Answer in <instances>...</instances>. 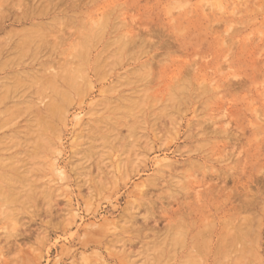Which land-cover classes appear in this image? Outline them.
<instances>
[{"label": "rangeland", "instance_id": "374dc122", "mask_svg": "<svg viewBox=\"0 0 264 264\" xmlns=\"http://www.w3.org/2000/svg\"><path fill=\"white\" fill-rule=\"evenodd\" d=\"M77 1L59 15L63 30L48 33L49 53L0 59V83L10 80L0 86V264H104L110 252V264L130 254L129 264H145L159 258L146 248L159 236L169 240L164 263L178 264L195 234L200 264H264V0ZM7 19V30L23 27ZM0 38L7 46L5 32ZM88 39L92 73L82 56L88 42L80 45ZM101 49L106 61L95 58ZM46 58L59 63L40 67ZM67 59L78 69L62 68ZM61 73L75 76L72 87ZM133 99L143 102L142 118L128 115ZM98 226L95 245L87 234ZM143 227L146 235L135 234ZM117 235L126 239L109 244Z\"/></svg>", "mask_w": 264, "mask_h": 264}, {"label": "bare ground", "instance_id": "6f19581e", "mask_svg": "<svg viewBox=\"0 0 264 264\" xmlns=\"http://www.w3.org/2000/svg\"><path fill=\"white\" fill-rule=\"evenodd\" d=\"M1 1V0H0ZM73 0H2V2H0V10H3L4 8H6L8 11H10V13L8 14V15H5V16H0V18L2 17L3 19V21H0V33L1 32H5L6 33V36L8 37L7 39H6V41H7V46H1L0 45V59H1V57L2 56H8L9 54L11 55V54H13V53H19V54H21V57H23V55L26 53V51L29 53H36L37 55L39 54V55H44V53H46V52H48V50L50 49V48H48L47 46H49L50 47V45H55V44H49L48 45V38H47V36H48V33L50 32V31H53V30H55V29H57V21H61V18H60V16L59 15H61L62 14V16H64V15H67V13L70 11V10H74V9H76V8H78L79 6H80V4H79V1H77V0H74L73 2H72ZM78 2V3H77ZM11 9V10H10ZM12 9H13V11L15 12V13H11V11H12ZM6 11V10H5ZM52 14H54V15H52ZM59 16V17H58ZM75 16V15H74ZM12 17V20H10V23H11V25H17V23H20V24H23V27H20V28H14L13 30H11L10 28H9V30H7L6 29V24H5V20L7 19V18H11ZM64 17H66L67 18V16H64ZM64 17H62V19L64 18ZM71 17V16H70ZM44 18H46V19H44ZM66 18H64V20H66ZM68 19H70V18H68ZM8 20V19H7ZM63 20V21H64ZM104 22V21H103ZM9 23V24H10ZM60 23V22H59ZM63 23V22H62ZM61 23V24H62ZM11 25H10V27H11ZM107 25V24H106ZM108 26V25H107ZM60 27V28H59ZM58 27V31H61V30H63L62 28L63 27H61V26H59ZM120 27V26H119ZM93 29V28H92ZM91 29V30H92ZM89 31V30H88ZM52 33V32H51ZM50 33V34H51ZM59 33V32H58ZM58 33L56 34V35H58ZM63 33V32H62ZM92 34V33H91ZM15 35H19V36H21L20 37V39H24V41H22L21 40V42H20V39L17 41V42H15L14 41V39H13V41L12 40H10L9 41V39H11L10 37H14ZM53 35H55V34H53ZM89 35V34H88ZM93 36H95V37H97L98 35L100 36L101 35V29H100V26H97V28L95 27V29L93 30V34H92ZM91 35V36H92ZM113 35V34H112ZM4 36V35H3ZM10 36V37H9ZM52 36V35H51ZM59 36V35H58ZM86 36V35H85ZM57 37V36H56ZM87 37V36H86ZM83 38L84 40H86L87 38ZM47 38V39H46ZM81 38V37H80ZM99 38V37H98ZM101 38V37H100ZM118 38V37H117ZM149 38V37H148ZM1 39V38H0ZM5 39V37H3L2 38V40H4ZM51 39V38H50ZM63 40V37H62V35H61V38L59 39V40ZM93 39V38H92ZM130 39V38H129ZM134 39V38H133ZM2 40H0V41H2ZM54 40H55V37H54ZM53 39H52V42L54 41ZM58 40V39H57ZM58 40V41H59ZM64 40H65V38H64ZM96 39H94V41H95ZM102 40V39H101ZM131 40H132V37H131ZM12 41V42H11ZM58 41H56V42H58ZM81 41V40H80ZM80 41H75L74 42V47L73 48H75L76 49V52H78V50L80 49L78 46H80V45H84V43H86V42H88V47H83V49H84V51H83V53H82V56H83V54H84V52H85V60L87 59V69L91 72L92 70H93V68L94 69H96V70H98V62H96L95 61V65L96 66H93L94 64H93V62L91 61V60H93L92 59V57H90L91 56V53H92V49H91V47H92V44H91V46H89V39H88V41H83V44H80L79 42ZM92 41V40H91ZM148 41V40H147ZM98 42V41H97ZM108 42V41H107ZM110 42V41H109ZM118 41H115L114 42V44H116ZM138 42H139V40H138ZM150 42V41H149ZM157 42V41H156ZM25 43H27V44H25ZM112 43V42H111ZM142 43H146V41L144 40V39H142V41H141V45H142ZM1 44V43H0ZM3 44H5V42H3ZM78 44V45H77ZM80 44V45H79ZM150 44V43H149ZM124 45H125V48H124V50H128L130 47H132L131 45H132V42H130V41H128V40H125V43H124ZM56 46H58L57 44H56ZM81 46V47H82ZM96 46V45H95ZM105 46V45H104ZM109 46H110V44H109ZM118 46V45H117ZM144 46V45H143ZM52 48H54L53 46H52ZM56 48V47H55ZM54 48V49H55ZM79 48V49H78ZM108 48V47H107ZM106 47H105V50L107 49ZM119 48H120V52L122 51L121 49V46L119 45ZM119 48H118V50H119ZM142 48V47H141ZM146 48V47H145ZM82 49V50H83ZM95 49V48H94ZM53 50V49H52ZM52 50H51V52H52ZM104 50V49H103ZM102 49L99 51V53H97L96 54V56H95V58H97V57H99L100 58V60L101 59H103V58H101L100 56H101V54H102V51H103ZM117 50V49H116ZM147 50V49H146ZM55 51V50H54ZM53 51V52H54ZM94 51V50H93ZM97 51V50H96ZM108 51V50H107ZM107 51H106V53H107ZM23 52H25L23 55H22V53ZM98 52V51H97ZM115 52V51H114ZM27 53V54H28ZM49 53V52H48ZM36 54H35V57H36ZM53 54V53H52ZM79 54V53H78ZM113 54V53H112ZM18 55V54H17ZM32 55V54H31ZM38 55V56H39ZM80 55V54H79ZM98 55V56H97ZM20 56V55H19ZM28 56V55H27ZM76 56V55H75ZM81 56V57H82ZM104 56V55H103ZM110 56V55H109ZM168 56V55H167ZM25 57V56H24ZM33 57V56H32ZM35 57H34V59H35ZM19 58V57H18ZM39 58V57H38ZM48 58V57H47ZM46 58V60L44 61V62H42V63H40V67H42V68H46L47 69V67L49 68V67H51V66H54V63H56L57 61H55V60H51V59H47ZM33 59V60H34ZM35 60H37V59H35ZM84 60V59H83ZM84 60V61H85ZM100 60H99V64L101 63L100 62ZM103 60H105L106 61V59H103ZM7 61V60H6ZM9 61V60H8ZM23 61V60H22ZM28 61V60H27ZM72 59H71V61L69 60V59H67V60H65V61H61L62 63L60 64V66H62V68H64V69H66V70H68V69H73V68H75V66L76 65H74L73 63H72ZM97 61H98V59H97ZM104 61V62H105ZM74 62V61H73ZM76 62V61H75ZM22 63H24V65H26V64H28V63H26L25 64V62H22ZM57 63H59V62H57ZM84 63V62H83ZM107 63V62H106ZM4 64H6L5 62H4ZM32 64V63H31ZM74 65V67H73V65ZM80 64V63H79ZM113 64V63H112ZM146 64V67L148 66L147 65V63H145ZM18 65V64H17ZM34 65V64H33ZM57 65V64H56ZM55 65V66H56ZM59 65V64H58ZM72 65V66H71ZM81 65H83L82 63H81ZM85 65V64H84ZM4 66V65H3ZM20 66V65H19ZM27 66V65H26ZM78 66V65H77ZM77 66H76V68H77ZM140 66V65H139ZM143 66H144V64H143ZM38 67V66H37ZM36 66H35V68H37ZM73 67V68H72ZM82 67V66H81ZM85 67V66H84ZM142 67V66H141ZM53 68V67H52ZM59 68V67H58ZM57 68V69H58ZM136 68V67H135ZM148 68V67H147ZM50 69V68H49ZM78 69V68H77ZM86 69V68H85ZM87 69H86V71H87ZM140 69V68H139ZM18 70V69H17ZM38 70H39V67H38ZM54 70H55V68H54ZM62 70V69H61ZM80 70H82V69H80ZM24 71V70H23ZM28 71V70H27ZM46 71L47 70H45V72L44 73H46ZM53 71V70H52ZM63 71V70H62ZM71 71V70H70ZM85 71V70H84ZM113 71V70H112ZM138 71H140V70H138ZM18 73H20L19 72V70L17 71ZM48 72H49V70H48ZM46 73V75L48 76V74L49 73ZM54 72V74H51V76H49V78H51L52 76H53V79L54 78H56V76H58L60 73H55L56 71H53ZM52 72V73H53ZM58 72H60V70L58 71ZM73 72V71H72ZM77 72V71H76ZM75 72V73H76ZM83 72V71H82ZM82 72H79V74L80 73H82ZM93 72H94V70H93ZM96 72V71H95ZM131 72V71H130ZM129 72V73H130ZM24 73V72H23ZM43 73V74H44ZM51 73V72H50ZM68 73L69 74H71L69 71H68ZM85 73V72H84ZM84 73H82V74H84ZM92 73V72H91ZM132 73H133V71H132ZM146 73H148L147 72V70L144 68L143 69V71L141 72V73H139L138 74V72H137V74H135V76L137 77V75H139V80H141L142 78H143V80H145V77H146ZM10 74V73H9ZM22 74V73H21ZM21 74H20V76H21ZM87 73H85L84 74V76H87L86 75ZM97 74V73H96ZM7 75V74H6ZM50 75V74H49ZM73 75V74H72ZM72 75H66L65 76V74H62L61 73V76H62V78L63 77H65V79H66V81L68 82L65 86H70V87H72V85L74 84L73 82H74V79H76V78H74ZM95 75V74H94ZM132 75H134V74H132ZM132 75H130V76H132ZM47 76H45V77H47ZM83 76V77H84ZM96 76V75H95ZM120 76V75H119ZM122 76V75H121ZM125 75H123V77H124ZM27 77V76H26ZM82 76H81V78H83ZM78 78V77H77ZM86 78V77H85ZM84 78V79H85ZM148 78V77H147ZM5 79V78H4ZM2 79L1 80V83H0V86H2V85H5L6 83H8L10 80H8V79ZM87 79V78H86ZM119 79H121V78H119ZM149 79V78H148ZM180 79V78H179ZM20 80V79H19ZM125 80V79H124ZM124 80H121V81H124ZM138 80V81H139ZM143 80H141V81H143ZM130 81V80H129ZM133 81V80H132ZM137 81V80H136ZM6 82V83H5ZM75 82H77V81H75ZM84 82V81H83ZM186 82V81H185ZM88 83V82H87ZM89 83H91V82H89ZM65 84V83H64ZM92 84V83H91ZM91 84H89L90 86H91ZM124 84H126V83H124ZM187 84V83H186ZM18 85V84H17ZM122 85V84H121ZM182 86V85H181ZM69 87V88H70ZM182 87H184V89L186 90V88H185V86L183 85ZM182 87L180 88V86H179V88H177L176 90H179V91H181V93H182V91L184 90V89H182ZM68 88V89H69ZM111 88H112V86H111ZM65 89V88H64ZM81 89V88H80ZM137 90V89H136ZM184 90V91H185ZM175 91V90H174ZM106 92V91H105ZM136 92V91H135ZM186 92V91H185ZM183 93V95L184 94H186V93ZM134 93V92H133ZM177 93V92H176ZM191 93V92H190ZM135 94V93H134ZM146 94V93H145ZM178 94V93H177ZM179 94H180V92H179ZM188 94V93H187ZM168 95V94H167ZM173 96H175L174 94H172ZM172 95H171V97H170V99L172 100L173 98H172ZM184 96H186V95H184ZM148 97V96H147ZM182 97V96H181ZM191 97V96H190ZM121 98V97H120ZM127 98V97H126ZM175 98V97H174ZM178 98V97H177ZM183 98V97H182ZM128 99V98H127ZM130 99H132V98H130ZM130 99H128V101L130 100ZM141 99V98H140ZM144 99V98H143ZM181 99V98H180ZM184 99V98H183ZM122 100V99H121ZM120 100V101H121ZM177 100H179V99H177ZM176 100V101H177ZM210 100V99H209ZM53 101V100H52ZM155 101H156V99H155ZM121 102H125V101H121ZM157 102V101H156ZM163 102V101H162ZM173 102V101H172ZM179 102H180V100H179ZM52 103V102H51ZM117 103V102H116ZM120 103V102H119ZM119 103H118V105H119ZM127 103V102H126ZM151 103V102H150ZM52 104H55L54 102L52 103ZM156 104L157 103H155V106H156ZM57 105V104H56ZM59 105V104H58ZM62 104H60L59 106L60 107H58V108H60V109H62V107H64L63 105L61 106ZM113 105H115V106H117L116 104H113ZM122 105V104H121ZM152 105H153V103H152ZM49 106H50V104H49ZM53 106V105H52ZM126 106V105H125ZM155 106H153V107H155ZM166 106H168V105H165V107ZM172 106H174V105H172ZM54 107H57V106H54ZM118 107V106H117ZM127 107V111H128V113H131V114H128V115H133V114H135L136 115V117H137V115H138V117H140V113H141V115L144 113V110H143V102H141V101H137V100H132V101H130L129 102V104L126 106ZM163 107H164V105H163ZM16 108V107H15ZM29 108H31V107H29ZM35 108V107H34ZM48 108V107H47ZM65 108V107H64ZM113 108V107H112ZM115 108V107H114ZM113 108V109H114ZM119 108V107H118ZM117 108V109H118ZM149 108V107H148ZM150 108H152L151 107V104H150ZM150 108H149V110H150ZM169 108V107H168ZM33 109V108H32ZM31 109V110H32ZM56 109V108H55ZM158 109H159V107H158ZM162 108H160L159 110H161ZM163 109H166V108H163ZM46 110V109H45ZM37 111V110H36ZM35 111V112H36ZM50 111H52V110H50ZM50 111H46L47 113L49 112L50 113ZM58 111L60 112V110L58 109ZM115 111H118V110H115ZM120 111V110H119ZM121 111H123V110H121ZM151 111V110H150ZM167 111V110H166ZM176 111V110H175ZM113 112H114V110H113ZM157 112H159V111H157ZM34 113V112H33ZM42 113V112H41ZM139 113V114H138ZM150 113V112H149ZM151 113H153V114H155L156 113V111H155V113L153 112V111H151ZM161 112H159L158 114H160ZM164 113V112H163ZM162 113V115H164ZM166 113V112H165ZM32 114V113H31ZM53 114H55V113H53ZM125 114H126V112H125ZM124 114V115H125ZM153 114H149L148 116H151L152 117V115ZM28 115V114H27ZM35 115V113L33 114V116ZM128 115H126V116H128ZM32 116V115H31ZM51 116V115H50ZM116 116H118V115H115V117ZM120 116V115H119ZM134 116V115H133ZM155 116V115H154ZM160 116V115H159ZM37 117V116H36ZM39 117V116H38ZM121 119H125V117L123 116V115H121ZM156 117V116H155ZM158 117V116H157ZM113 118V117H112ZM111 118V119H112ZM140 118H142V117H140ZM108 119V118H107ZM153 119V118H152ZM158 119H159V117H158ZM156 120V119H155ZM155 120H153V121H155ZM111 121V120H110ZM114 121V120H113ZM125 121V120H124ZM144 121V120H143ZM116 122V121H115ZM140 122H142L141 121V119H140ZM94 123V122H93ZM116 123H118V121L116 122ZM144 123V122H143ZM205 123V122H204ZM115 124V123H114ZM151 124V123H150ZM115 125H118V124H115ZM143 125H145V124H140V126H143ZM137 127H138V125H136ZM136 126H135V128H136ZM116 129V128H115ZM138 129H140V127L138 128ZM143 129V128H142ZM136 130H137V128H136ZM135 130V131H136ZM141 130V129H140ZM113 131V130H112ZM230 136V135H229ZM126 143V142H125ZM227 143V142H226ZM193 144V143H192ZM96 145V144H95ZM207 145V144H206ZM143 146V145H142ZM229 148V147H228ZM225 150V149H224ZM231 151V150H230ZM22 159V158H21ZM199 161V160H198ZM16 162V161H15ZM10 163V162H9ZM26 163V162H25ZM33 164V163H32ZM21 167V166H20ZM162 168V167H161ZM4 169V168H3ZM16 170V169H15ZM167 170V169H166ZM159 172H161V171H159ZM216 172V171H215ZM61 174V173H60ZM64 174V173H63ZM62 174V175H63ZM215 174V173H214ZM7 175H9V174H7ZM224 175V174H223ZM4 176H5V174H4ZM9 177V176H8ZM8 177H5V179L7 178L8 179ZM222 177V176H221ZM156 179V178H155ZM154 179V180H155ZM2 180V179H1ZM17 180V179H16ZM150 181H152V179L150 180ZM7 184V183H6ZM26 191V190H25ZM145 192V191H144ZM167 192V191H166ZM13 193V192H12ZM236 193V192H235ZM262 193V192H261ZM26 195V194H25ZM142 195V194H141ZM2 197V196H1ZM255 197V196H254ZM256 198V197H255ZM254 198V199H255ZM147 199V198H146ZM26 203V202H25ZM133 204H135L134 202H132ZM131 203V204H132ZM253 203V202H252ZM62 205V204H61ZM150 205H152V204H150ZM25 206V205H24ZM129 207L131 206L132 207V205H128ZM152 206H154V205H152ZM252 206V205H251ZM242 207V206H241ZM245 207V206H244ZM133 208V207H132ZM181 208V207H180ZM24 209V208H23ZM54 209V208H53ZM157 209V208H156ZM63 210V209H62ZM135 210V209H134ZM237 210V209H236ZM127 213H129V211H131V209L129 208V209H127ZM132 211H133V209H132ZM240 211V210H239ZM246 212V211H245ZM130 215V214H129ZM238 215V214H237ZM240 215V214H239ZM246 215V214H245ZM124 216V215H123ZM130 217L131 218H129V223L128 224H131L132 223V218L133 217H135V215L134 214H131L130 215ZM181 217V216H180ZM239 217V216H238ZM145 217H143V219H144ZM150 218V217H149ZM149 218H147V221L146 220H144V222H148L149 220ZM177 218V217H176ZM175 218V219H176ZM243 218V217H242ZM261 218V217H260ZM136 219V218H135ZM179 219V218H178ZM181 219V218H180ZM252 219V218H251ZM154 220H156V218L154 219ZM133 221H135V220H133ZM235 221V220H234ZM156 222H157V220H156ZM115 223H116V221H115ZM181 223V222H180ZM195 223V222H194ZM114 224V223H113ZM117 224V223H116ZM107 225V224H106ZM138 225V224H137ZM137 225H133V226H137ZM144 225V224H143ZM188 225V224H187ZM236 225V224H235ZM126 226H129V225H126ZM125 226V227H126ZM145 226V228H147L148 226L147 225H144ZM147 226V227H146ZM172 226V225H171ZM99 227V226H98ZM98 227H97V229L96 230H94L93 229V231H92V233L89 235V234H87L88 236H91V240H92V238H94L96 235L94 234V233H100L101 234V232L100 231H102V232H104L103 230H104V228H100L99 227V229H98ZM142 227V226H141ZM140 227V228H141ZM195 227V226H194ZM117 228V227H116ZM127 228V227H126ZM133 228L135 229V227H132V231H133ZM208 228V227H207ZM102 229V230H101ZM115 229V228H114ZM179 229V228H178ZM203 229V228H202ZM237 229V228H236ZM245 229V228H244ZM89 230V229H88ZM143 230H144V227L140 230H138V232L137 231H135L136 233L135 234H138V236H140L139 234L141 233V234H143V235H146L145 234V232L143 233ZM151 230H155V228L153 229H151ZM175 230V229H174ZM182 230V229H181ZM181 230H179V232L181 233H179V235H178V237H179V241H180V238H181V241L180 242H185V240H186V237H185V232H183V231H181ZM237 230H239V229H237ZM242 230V229H241ZM94 231H97V232H94ZM99 231V232H98ZM124 231H125V228H124ZM127 231H128V229H127ZM126 231V232H127ZM130 231V230H129ZM156 231V230H155ZM167 231V230H166ZM199 231V230H198ZM117 232V231H116ZM126 232H124V233H126ZM148 232H150V230L148 231ZM123 233V234H124ZM152 233V232H151ZM151 233H149V235L151 234ZM174 233H176V232H174ZM206 233V232H205ZM92 234H94V236L92 235ZM111 234V233H110ZM156 235H158L159 234V232L158 233H155ZM178 234V233H177ZM210 234V233H209ZM235 234V233H234ZM244 234V233H243ZM104 237L102 236L101 238H105L106 237V232L104 233ZM109 235V234H108ZM126 235H128V234H126ZM134 235V234H133ZM142 235V236H143ZM162 235V234H161ZM181 235V236H180ZM196 235V234H195ZM195 235H194V237H192V241H190V243H189V248L187 249V252L185 253V255H184V257L183 258H181L179 261L180 262H178V264H200L199 263V254H198V250H197V246L195 245V243L196 242H194V239H195ZM228 235H230V233L228 234ZM236 235V234H235ZM235 235H234V237H235ZM245 235V234H244ZM258 235V234H257ZM99 236V235H98ZM130 236V235H129ZM135 236V235H134ZM241 236H242V234H241ZM23 237V236H22ZM154 237H156V236H153L152 238H154ZM158 237V236H157ZM160 237V236H159ZM156 238L154 241H151V243H148L147 244V246H146V244L144 243V245L146 246V248H147V250L148 249H154V251L156 250V249H158L159 250V253H158V259H154L155 257L153 256L154 255V253L153 254H150V256L152 255V257H153V260L154 261H151V259H152V257H151V259L149 260V262L150 263H145V264H165L164 263V260L165 259H163V257H167L168 255H169V252H170V250H167L168 248V246H169V240H167V238H166V236H164V237H162V238ZM190 237V236H189ZM197 237V236H196ZM206 237V236H205ZM136 238V237H135ZM207 238H208V235H207ZM237 238H238V236H237ZM236 238V239H237ZM107 239V238H106ZM122 239H124L123 237H121V236H115V237H113L112 239L110 238L109 239V241H108V243L109 244H113V243H117L118 241H120L121 242V240ZM126 239V238H125ZM124 239V240H125ZM130 239H131V237H130ZM143 239V238H142ZM146 239H148V238H145L144 240H146ZM198 239V238H197ZM235 239V240H236ZM241 239V238H240ZM244 239V238H243ZM95 238L92 240L93 242H95V245H96V243L98 242V243H100V240H102V239H100L99 241L98 240H95ZM124 240H122V241H124ZM228 240V239H227ZM105 241V240H104ZM103 241V242H104ZM131 241H133V240H131ZM135 241V240H134ZM229 241V240H228ZM241 241V240H240ZM239 241V242H240ZM90 242V244H92V242L91 241H89ZM120 242H118V243H120ZM126 242V241H125ZM149 242H150V240H149ZM230 242V241H229ZM228 242V244H230ZM245 242V241H244ZM122 243V242H121ZM128 243H130V242H128ZM173 243V242H172ZM183 243H180V245H182L183 247H184V244ZM140 244V243H139ZM185 244H187V243H185ZM204 244H205V242H204ZM221 244H223V243H221ZM227 244V245H228ZM240 244V243H239ZM99 245V244H98ZM101 245V244H100ZM107 245V244H106ZM105 245V246H106ZM126 245H128V247L130 246L129 244H125V247H126ZM136 245V244H135ZM231 245V244H230ZM245 245V244H244ZM110 246V245H109ZM122 246V245H121ZM140 246H141V244H140ZM145 246H144V249H146L145 248ZM186 246V245H185ZM204 246V245H203ZM119 247V246H118ZM127 247V248H128ZM132 247V246H131ZM131 247H129V248H131ZM173 247V246H172ZM243 247V246H242ZM109 248V247H108ZM112 248V247H111ZM111 248H109V250L111 251ZM123 248V247H122ZM126 248V249H127ZM133 248V247H132ZM131 248V251L133 250ZM142 249L143 247L141 246V247H139V249ZM175 248H177V247H175ZM201 248V247H200ZM227 248V247H226ZM230 248V247H229ZM251 248V247H250ZM113 249H115L116 250V248H113ZM113 249H112V251H113ZM120 249H121V247H120ZM125 249V248H124ZM124 249H121V250H124ZM134 249H135V247H134ZM170 249V248H169ZM105 250V249H104ZM151 250V251H152ZM183 250V249H182ZM219 250V249H218ZM221 250V249H220ZM224 250V249H223ZM222 250V251H223ZM228 250V249H227ZM233 250V249H232ZM253 250V249H252ZM107 251V250H106ZM133 251H135V250H133ZM138 250H136V252H137ZM144 251V250H143ZM142 251V252H143ZM150 251V250H149ZM150 251V252H151ZM176 251V250H175ZM217 251V250H216ZM246 251V250H245ZM244 251V252H245ZM120 253H121V251H119ZM136 252H132V253H136ZM205 252V251H204ZM130 253V252H129ZM138 253V252H137ZM139 253H140V250H139ZM218 253V252H217ZM228 253V252H227ZM226 253V255H228ZM127 254V253H126ZM141 254V253H140ZM139 254V256H142V254H146V252L144 253H142L141 255ZM184 254V253H183ZM202 254V253H201ZM214 254H216V252L214 253ZM222 254V253H221ZM123 255H124V253H123ZM131 255V254H130ZM130 255H127V256H124L123 258H122V263L123 262H126V259H124V258H127L128 256H130ZM144 255H143V257H144ZM167 255V256H166ZM170 255H172V254H170ZM174 255H176L175 253H174ZM209 255V254H208ZM224 255V254H223ZM238 255V254H237ZM119 256H121V255H119ZM138 256V257H139ZM145 256H149L148 254L147 255H145ZM182 256V255H181ZM203 256V255H202ZM222 256V255H221ZM101 257V256H100ZM99 257V258H100ZM109 257L110 258H107L106 257V259L104 258V264H110L109 263V259L112 261H115L116 262V259H115V257H117V255H116V253L114 254V253H112V252H110L109 253ZM114 257V258H113ZM131 257H132V259H131ZM134 256L132 255V256H130L129 258L131 259V261H129L130 259L128 258V260H127V264H129V262L131 263L132 262V260H134L135 258H133ZM138 257H136L137 259H138ZM208 257V256H207ZM223 257V256H222ZM228 257V256H227ZM244 256H242V258H243ZM254 257V256H253ZM98 258V257H97ZM120 258V259H121ZM147 257H145L144 258V261H145V259H146ZM174 258V257H173ZM214 258H215V256H214ZM140 259H141V257H139V261H140ZM172 259V258H171ZM236 259V258H235ZM239 259V258H238ZM167 260V259H166ZM204 260V259H203ZM242 260V259H241ZM244 260V259H243ZM119 262H120V260H118ZM142 261H143V259H142ZM178 261V260H177ZM230 261V260H229ZM248 261V260H247ZM147 262V261H146ZM168 262H170L169 260H168ZM203 262H207L206 260L205 261H203ZM221 262V261H220ZM121 263V262H120ZM121 263V264H122ZM139 262L137 261L136 262V264H138ZM234 263V262H233ZM240 263H242V262H240ZM113 264H115V263H113ZM167 264V263H166ZM221 264H222V262H221Z\"/></svg>", "mask_w": 264, "mask_h": 264}]
</instances>
